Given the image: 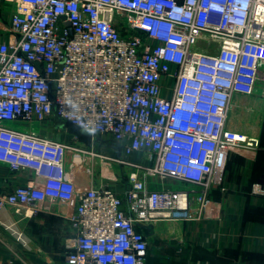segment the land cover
Masks as SVG:
<instances>
[{
    "label": "built area",
    "instance_id": "2783aa9c",
    "mask_svg": "<svg viewBox=\"0 0 264 264\" xmlns=\"http://www.w3.org/2000/svg\"><path fill=\"white\" fill-rule=\"evenodd\" d=\"M6 5L0 164L32 179L0 187V216L57 203L73 212L64 264H148L141 227L203 219L229 153L260 147L228 123L236 97L264 96V0H0L3 14ZM52 119L91 142L109 138L118 156L39 136ZM111 164L120 191L94 184Z\"/></svg>",
    "mask_w": 264,
    "mask_h": 264
},
{
    "label": "crops",
    "instance_id": "0c3cea01",
    "mask_svg": "<svg viewBox=\"0 0 264 264\" xmlns=\"http://www.w3.org/2000/svg\"><path fill=\"white\" fill-rule=\"evenodd\" d=\"M5 7L8 12L13 8ZM3 21H7L6 14L0 11V36H9ZM263 110V91L258 87L254 97H236L228 127L240 133L241 120L255 122L257 113ZM36 132L62 143H70L76 137L80 144L85 141L74 127L57 119L37 125ZM261 151L229 153L216 172L203 219L160 221L150 225V230L142 226L149 242L148 264H264V151ZM109 177L108 181L96 179L94 184H108L120 191L114 176ZM31 179L30 173H12L0 164V187L4 190L12 191ZM165 185L184 187L180 182ZM150 188L159 189L161 184L150 181ZM46 207L49 209L23 220L10 211L1 214L0 228H15L23 233L24 240L4 244L0 239V264H64L75 236L69 219L73 212L57 203Z\"/></svg>",
    "mask_w": 264,
    "mask_h": 264
},
{
    "label": "rangeland",
    "instance_id": "374dc122",
    "mask_svg": "<svg viewBox=\"0 0 264 264\" xmlns=\"http://www.w3.org/2000/svg\"><path fill=\"white\" fill-rule=\"evenodd\" d=\"M0 11L2 12L1 8ZM4 14H6V19H8L9 12L8 13L4 12ZM241 121L242 122L239 124L240 126H242V128L240 129L239 132L240 133L242 132L243 135L248 136L250 138L258 139L260 142L259 150L264 151V110L263 112L259 111L257 113L255 122H248V120H241ZM81 144L82 146L93 145L97 151L102 152L103 154H108L109 156L111 155L112 157H117L119 153L118 145L115 144L113 141H111L109 138H106L104 140H97L95 142H91L90 140L87 139V141L85 140ZM121 172L122 169L117 164H111L109 167L99 165L97 167L95 177L96 179H100L102 176H104V178L109 176H114L118 180ZM0 239L4 244H12L16 242H22L24 240V236L23 233L17 231L15 228L7 229L3 227L0 228Z\"/></svg>",
    "mask_w": 264,
    "mask_h": 264
},
{
    "label": "trees",
    "instance_id": "16d2710c",
    "mask_svg": "<svg viewBox=\"0 0 264 264\" xmlns=\"http://www.w3.org/2000/svg\"><path fill=\"white\" fill-rule=\"evenodd\" d=\"M69 127V126H68ZM70 127H72V126H70ZM75 128V127H74ZM76 129V131H78L79 133H80V131L77 129V128H75ZM82 138L84 139V140H86L87 141V137L85 138L84 136H82ZM89 140V139H88Z\"/></svg>",
    "mask_w": 264,
    "mask_h": 264
},
{
    "label": "water",
    "instance_id": "95a60500",
    "mask_svg": "<svg viewBox=\"0 0 264 264\" xmlns=\"http://www.w3.org/2000/svg\"><path fill=\"white\" fill-rule=\"evenodd\" d=\"M150 227L151 226H143L142 228L145 229V230H150Z\"/></svg>",
    "mask_w": 264,
    "mask_h": 264
}]
</instances>
